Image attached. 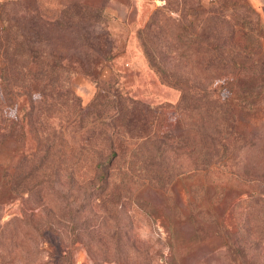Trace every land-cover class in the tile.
Returning <instances> with one entry per match:
<instances>
[{
  "label": "trees",
  "instance_id": "16d2710c",
  "mask_svg": "<svg viewBox=\"0 0 264 264\" xmlns=\"http://www.w3.org/2000/svg\"><path fill=\"white\" fill-rule=\"evenodd\" d=\"M30 3L32 19L42 18L54 27L101 23V6L89 8L87 15V7L75 3L71 7L76 12L62 7L48 18L34 12L39 7L35 1ZM166 3L169 9L156 8L135 30L158 80L178 91L168 105L176 113L174 126L163 131L161 105L104 86L95 69L84 68L110 59V45L103 37L88 56L49 52L36 35H29V26L14 21L13 14L9 17L7 2L0 1V110L24 96L25 118L35 138L32 152L20 154L12 171H4V185L20 197L25 194L21 199L27 208L51 213L48 218L55 221L66 248L57 264H73L77 242L90 264L110 263L104 247L110 241L115 248L133 249L135 264H157L150 249L137 246L131 229L133 222L147 223L151 216L140 189L165 192L176 177L190 171L212 177L215 194L232 183L226 165L231 144L242 141L240 117L254 111L251 90L264 89V37L258 34V15L244 0ZM167 27L168 39L163 37ZM149 28H154L150 45L145 37ZM76 75L96 82L85 106L71 90ZM257 161L258 170L243 168L234 178L258 190L234 202L235 226L220 236L231 264H264V148ZM202 210L189 203L186 219L192 221L194 235L203 238L209 229L200 219ZM121 249L114 251L115 263L123 259Z\"/></svg>",
  "mask_w": 264,
  "mask_h": 264
},
{
  "label": "rangeland",
  "instance_id": "374dc122",
  "mask_svg": "<svg viewBox=\"0 0 264 264\" xmlns=\"http://www.w3.org/2000/svg\"><path fill=\"white\" fill-rule=\"evenodd\" d=\"M7 2L9 17L20 22L24 28L29 26V35H36L49 52L56 54L91 55L98 37H103L110 45V59L103 65H88L84 68L95 69L98 83L112 86L119 93L126 94L152 106L161 105L164 113L163 131L174 126L176 113L170 106L178 97V91L158 80L143 56L135 30L144 25L151 13L159 7L169 9V0H0ZM22 1V3L19 2ZM24 1V2H23ZM39 7L34 12L50 18L51 13L75 3L89 8L102 7L101 23L89 26L85 23L71 27H54L45 24L42 18L32 19L31 3ZM213 0H199V5ZM13 2H15L13 4ZM258 15V34L264 37V0H244ZM75 7V6H74ZM83 8V7H81ZM44 9L45 12L42 11ZM81 10V9H79ZM72 13L68 11L67 14ZM168 14V12H167ZM172 18L176 17L171 12ZM18 16V18H17ZM153 17V16H152ZM149 28L146 34L148 44L153 43ZM143 35V34H142ZM171 36L166 28L163 37ZM86 39V40H84ZM154 55H158L150 47ZM45 49V48H44ZM195 50L187 49V53ZM71 90L78 96L81 106L90 103L96 92V82L92 79L74 76L70 81ZM249 87L247 86V89ZM246 89V88H245ZM245 90L250 93V90ZM260 93H256V92ZM264 89L251 90L250 103L254 111L240 117L238 123L242 132V141L231 144L227 162L233 176L231 185L215 194L214 182L205 178L199 171H190L176 177L165 192L144 187L139 196L150 204L149 221L131 225L136 244L152 251L158 259L157 264H229L230 258L223 248L220 236L232 230L238 215V209L231 206L250 191L258 190L253 183L249 185L235 183L237 175L244 168L246 171L258 170L259 151L264 148ZM245 97V96H244ZM249 103V102H248ZM248 105V104H247ZM0 110V264H57L58 257L65 251L64 238L61 240L55 229L51 213L39 208H27L16 192L4 185V171L11 172L17 158L22 153H29L35 148V138L25 118L27 101L24 96L17 97L12 106ZM54 121V119H53ZM263 146V147H262ZM213 175V173L211 174ZM225 175L229 176V173ZM208 179V180H206ZM31 201V200H30ZM29 203V202H28ZM203 209L200 219L209 234L206 237L195 236L193 223L189 222L188 204ZM24 209L25 211H22ZM105 251L110 263L135 264L133 249L123 246L115 248L110 241ZM121 249L120 262L115 263V250ZM128 253H125L124 251ZM73 264H90L87 252L81 242L72 247ZM154 264V261L149 262ZM231 264V263H230Z\"/></svg>",
  "mask_w": 264,
  "mask_h": 264
}]
</instances>
